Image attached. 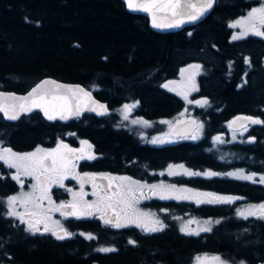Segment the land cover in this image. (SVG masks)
<instances>
[{
  "label": "trees",
  "instance_id": "obj_1",
  "mask_svg": "<svg viewBox=\"0 0 264 264\" xmlns=\"http://www.w3.org/2000/svg\"><path fill=\"white\" fill-rule=\"evenodd\" d=\"M252 4V0H215L210 14L189 32L184 28L158 33L120 0H0V90L23 92L50 76L81 83L113 111L130 103L136 104L139 115L164 119L181 110L185 101L163 88V81L173 77L180 65L197 61L201 67L192 95L208 102L194 106L192 114L202 125L197 138L149 146L140 143L132 128L117 126L113 112L103 126L84 114L70 125L92 138L101 154L84 166L115 170L120 163L130 175H144L147 180L154 178L150 172L176 162L198 170L264 173V123L247 124L244 131L228 125L238 115L264 120V39L248 35L233 40L230 27L236 16H247ZM9 126L0 116V127ZM155 128L167 131L163 124ZM217 136L220 140L213 139ZM161 177L172 185L237 197L231 203L200 204L195 199H150L144 207L160 208L162 221L211 220L214 226L208 238L220 245L225 258L254 264L264 257V218L238 215V205L264 200L262 185L227 176ZM171 239L150 244L165 264H172V258L187 259L194 250L177 236ZM104 257L102 264H141L145 259L138 250ZM0 264L87 261L72 245L28 237L0 222Z\"/></svg>",
  "mask_w": 264,
  "mask_h": 264
},
{
  "label": "snow or ice",
  "instance_id": "obj_2",
  "mask_svg": "<svg viewBox=\"0 0 264 264\" xmlns=\"http://www.w3.org/2000/svg\"><path fill=\"white\" fill-rule=\"evenodd\" d=\"M127 7L132 11H143L147 13L152 20V26L158 29H167L179 27L185 22H194L203 16L212 6L214 0H125ZM237 24L242 26V31L234 33L233 40L241 39L247 35L254 34L264 37V31H261L258 25H264V0H259V7L252 8L246 17H241L239 20L232 22L230 27H235ZM247 24V28L244 25ZM245 62L248 63L247 58ZM195 67L199 69V65H190L189 68ZM186 69H181L183 74ZM192 82L190 90L194 91V76L189 78ZM174 83L169 81L168 84ZM168 84L163 85L168 87ZM185 99L187 95L184 94ZM198 104H207V100L196 101ZM88 104L95 105L89 110L96 111V108L104 109V105L99 104L92 99L91 94L86 92L79 86H66L57 84L55 81L45 80L37 84L26 96H16L13 93L0 92V113L4 114L6 119L15 120L22 112H30L34 108H39L43 111L47 119L53 120L56 118L66 120L69 116H79ZM135 105H124V109L131 110ZM103 114V113H98ZM183 115V113H181ZM238 121L240 128H246L248 122L252 124L264 123L254 117H235L232 121H229V127ZM137 123V121H133ZM147 123V122H145ZM195 127V131L199 132L202 127L201 124L196 121H192ZM195 139L196 136H191ZM214 140H220V137H213ZM153 143L158 141L154 138ZM82 146L80 149L70 148L63 141H58L57 146L52 149H44L37 147L32 152L17 153L13 152L11 148L0 147V161H3L10 168L16 170V174L13 179H16L19 183L23 184L20 180L21 176H30L36 183L32 186L34 191L32 193H22L18 195L9 196L7 198L9 211L8 216L19 217L22 222L24 221V214L15 211V203L20 200L23 204L27 205L32 203L36 208H40L39 201L48 199L49 203L51 197L49 195V189L58 184L63 187V181L66 177L72 176L80 182L81 190L79 192L68 191L72 195V200L68 202H61L59 206L50 210L61 211L63 216H91L94 212L100 213V219L105 224H111L113 227L120 228L125 226L121 221H126L128 224H136L137 227H141L145 232H155L162 230L165 225L155 220L151 222V225L143 219L146 215L141 213L136 207L140 199H147L148 196L144 195L143 189H148L151 195H159L161 199L175 198V199H195L196 203H231L236 197L230 196H218L215 193H193L190 189H176L175 185H147L142 184L140 181L133 180L131 177H114L110 174L100 173H77L75 171L76 165L81 160L95 159L94 153L91 152L92 146L87 141H81ZM173 167L183 168V165L173 166L169 165V175L174 173L171 171ZM187 175H200L201 173H194L190 170H184ZM203 175H216V173L206 172ZM228 175H234L229 173ZM97 178L101 181L107 180L108 183H97ZM243 179H252V176H243ZM119 181V183H115ZM91 183L93 187L92 195L96 197L94 201L84 200V196L87 195L83 191V185L85 183ZM259 183H264V176L259 180ZM139 193V195H137ZM202 198V199H201ZM64 209H70V211H64ZM109 213L114 214L113 216ZM28 215L33 217H39L35 222L27 221L29 229L31 231H39L36 224L45 223L44 231L48 232L51 229L46 223L47 216L39 212H30ZM238 215L247 216H259L264 218V204L249 205L246 213L238 210ZM59 226V222H55ZM206 224L210 221H205ZM218 223V221H217ZM209 227L201 228L200 231H210ZM60 231L63 235H58L53 232V235H57L58 239H64L70 237L73 233L60 227ZM181 231H185L182 227ZM196 234V233H193ZM81 235H84L81 233ZM86 238L92 239V235L87 234ZM129 243H135L129 241ZM102 252L115 251L113 248H100ZM216 264H228L227 261L221 260L219 256L211 258ZM197 264H203V258L197 257ZM241 264H244L242 261Z\"/></svg>",
  "mask_w": 264,
  "mask_h": 264
},
{
  "label": "flooded vegetation",
  "instance_id": "obj_3",
  "mask_svg": "<svg viewBox=\"0 0 264 264\" xmlns=\"http://www.w3.org/2000/svg\"><path fill=\"white\" fill-rule=\"evenodd\" d=\"M252 1L254 3L257 0ZM241 17L246 16H236V18ZM258 27L261 31H264L263 26ZM186 28H188L187 32H189L190 28L192 27ZM249 35L264 39V37L254 34ZM245 58H247L248 62L250 61L249 56L245 55ZM262 62L264 63V56L262 57ZM182 65H180L178 69ZM197 75L194 77V82L197 80ZM187 82H190L192 84L189 78L187 79ZM129 105L135 106L132 107L131 110H127L125 116H122L120 114V110H118L119 108H117V110L115 111L110 108V113H114L115 117L113 119V122L117 126L121 127L122 129L132 128L134 132H136V135L139 138L141 144H147L149 146H159L165 143H176L177 141L183 139L192 140V138H188V136L178 137L173 135L177 139L176 141L159 144L153 143L152 140L156 138L160 132L159 129H156L155 127H158L160 124H162V119L146 118L135 112L136 104ZM110 113L108 115H110ZM91 116L93 117V121L99 123L101 126H103L107 122V120H105L107 116ZM76 119L64 123L58 120L47 121L38 112L21 115L15 121H7L3 119L4 121L8 122L10 126L0 127V147L11 148L13 152L17 153H26L34 151L38 146L44 149H52L57 146L58 141H63L70 148L80 149L81 147H85V149L87 150L86 146L81 145V141H87L92 146L91 152L94 153L95 159L79 161L75 169L77 173H106L114 177H131L133 180L140 181L142 184H160V175L158 174V172L160 171L159 169L150 172L151 176H153L154 178L147 180L145 179L144 175H142L141 177L130 175L126 170H123L121 168L122 164L120 165V163L116 164V167H114L115 170H112L106 165L92 166V168L85 167L84 163H88L100 158L101 154L95 149L92 138L83 136L78 127H72L70 125V123L75 121ZM133 121H137V123H133ZM138 127L142 128V130H139ZM15 174L16 170L14 168H10L6 164H4L3 161H0V222H4L7 226H9V228H19L22 233L28 237H35V239H50V241L62 244V246L72 245L74 247L75 253L80 255L84 262L87 261V264H102L104 260L107 259V257L104 256H109L115 253L117 254V252L128 254L132 250L144 252L145 259L141 264H165L160 251L150 246V244L170 238H172L171 241H173V238H176V236L181 238V241H187L189 244L188 247L190 249L194 247V250L191 251L190 256L187 259L180 258L176 261L175 258H172L170 260L171 262H173L172 264H197V257L203 258V264H216V262L211 259L214 256H219L221 260L227 261L228 264H240V262L235 263V260H232V258L228 259L231 256H226L227 258H225V256L219 252L220 245L212 244V242L208 238L209 231H200L201 228L205 227H209L211 229L214 226V223H177L175 221L166 222L162 221L161 219L160 208L144 207V204L147 203L150 199L160 198L159 195H151V193L146 188L143 189L144 195L148 196L149 198L140 199L136 207L141 213L146 214L143 219L147 221L149 225H151L152 221H161L165 225L162 230L155 232H145L141 227H137L136 224H128L123 220L121 221V223L125 226L116 228L111 224H105L104 221L100 219V213L97 212H94L91 216L77 217L63 216L61 215V211L50 210L56 206H59L62 201L68 202L72 200L73 197L68 189H72V191L75 192H79L81 190L80 182L77 179L72 178V176H68L64 179L63 187H60L58 184H54L49 189V195L51 197V201L53 202L51 204L49 203L48 199H44L43 201H39L41 207L36 208L32 203L25 205L20 200H17L14 207L16 212L24 214L25 222H22L19 217L7 215L9 211L7 198L9 196L20 194L22 191H25L27 187H30L31 190L26 192L32 193L34 191L32 186L36 183V180H34L30 176H21L20 180L23 181V184H21L16 179H13V176ZM96 182L98 184L101 182L104 184L108 183L107 180L101 181L99 178H97ZM115 183H119V181ZM262 186L264 187V185ZM83 191L87 193V195L84 196V200L94 201L96 199V197L92 195L93 187L90 182L83 185ZM137 195H139V193H137ZM33 211L46 214V223L51 231H44V222L36 224V227L39 229V231L28 230L29 224L27 223V221H31L34 223L35 220L39 218L28 215V213ZM64 211H70V209H64ZM149 213L152 214V217L149 215ZM109 215L113 216L114 218V214L109 213ZM174 216L175 215H173V220ZM57 221L59 222V226L55 223ZM60 227L67 230L68 232L73 233V235L70 237H65L64 239H58L57 235H53V232H56L58 235H63V232L60 231ZM182 227L185 229V231H181ZM81 233H83L84 235H81ZM89 233L94 238H86L87 234ZM130 240L134 241L135 243H129ZM100 248H113L115 249V251L102 252L98 250ZM263 259L264 257L261 260L255 261L254 264L262 261ZM208 261L209 263H206ZM166 264L169 263L166 262Z\"/></svg>",
  "mask_w": 264,
  "mask_h": 264
},
{
  "label": "rangeland",
  "instance_id": "obj_4",
  "mask_svg": "<svg viewBox=\"0 0 264 264\" xmlns=\"http://www.w3.org/2000/svg\"><path fill=\"white\" fill-rule=\"evenodd\" d=\"M252 6V7H251ZM251 6H249V11L254 8V7H259V0L255 1ZM248 11V12H249ZM240 18H235L231 21L232 22H235L237 20H239ZM260 27L263 26V30H264V25H258ZM233 30H234V33H239L241 32L243 29H242V26L240 24H237L235 27H232ZM244 28H247V24L244 25ZM233 33V34H234ZM251 34V33H250ZM233 36V35H232ZM190 65H200L199 62L197 61H191L189 63H186L184 65H182L175 73V75L171 78H168L166 80L163 81L162 83V87L173 92V93H176L177 95H179L184 101H185V105L183 106V108L181 110H179L177 113H175L174 115H172L171 117H167V118H164L161 120V123L165 126H167V131H160L159 132V135H157V137L155 138L158 142L157 144L159 143H165V142H173V141H176L177 139L171 134L170 132V126L178 121V120H181L185 117H188V116H195L193 115V111H194V106H197V105H201V104H198L196 103V101H203V99L201 98H198L193 96L192 94L194 93V91L190 90L191 87H192V84L190 82H187V79L190 78V77H195L199 72H200V67L199 69L195 68V67H192V68H189ZM181 69H186L187 71H185L183 74L181 73ZM169 81H172L174 83H171V84H168ZM165 84H168V87H164L163 85ZM188 84V85H186ZM184 94L187 95V99H185V96ZM130 103H124L121 105V107H119L118 110H120V114L122 116H125L126 115V110L124 109V105H129ZM181 113H183V115H181ZM196 117V116H195ZM197 119V117H196ZM264 121V120H263ZM197 122V121H196ZM247 128V127H246ZM246 128H241L242 131H244ZM234 129V128H233ZM239 129V128H238ZM195 135L196 138L198 137L199 135V132H196L195 131V127L192 131V134L188 135V138H191V136ZM153 141V140H152ZM169 165H173V166H179V165H183V168H180V167H173L171 169V171L174 173L173 175H169ZM185 169L187 170H190L191 172H194V173H201L200 175H187L185 173ZM206 172H212V173H216V175H212V176H208V175H203V173H206ZM229 173H232L234 175H228ZM158 174L160 175V184L163 183L164 185H172L170 184L169 182H167L166 180L162 179V175H165L167 177H173V176H178V175H184V176H202V177H214V176H227V177H230V178H235V179H238V180H247V181H250V182H256L258 184H262L264 185V183H259V180L262 176H264V173H256V172H250V171H246V170H243V169H240V168H234V169H229L227 171H213L211 169H203V170H198V169H191L187 166H185L183 163H179V162H176V163H170L168 165H166L162 170H160L158 172ZM243 176H252V179H243L242 177ZM173 185H175L173 183ZM176 189H190V188H187V187H184V186H176ZM31 188L30 187H27L25 191H22L20 194L22 193H27L26 191H30ZM192 190L193 193H205V191L203 190H200V189H197V188H193V189H190ZM218 196H230V197H236L232 194H221V195H218ZM237 198V197H236ZM233 201H236V199H234ZM232 201V202H233ZM238 202H236L237 204ZM260 204H264V200H260V201H256V202H253V201H248L247 203L245 204H240L238 206L239 209L241 212H245L246 213V210L248 208L249 205H260ZM149 215L152 217V214L149 213ZM205 221H210L211 220H198L196 219L195 221L194 220H189L187 222H194V223H205ZM206 263H209L206 262Z\"/></svg>",
  "mask_w": 264,
  "mask_h": 264
},
{
  "label": "water",
  "instance_id": "obj_5",
  "mask_svg": "<svg viewBox=\"0 0 264 264\" xmlns=\"http://www.w3.org/2000/svg\"><path fill=\"white\" fill-rule=\"evenodd\" d=\"M123 4H124V7L125 9L132 13V14H136V15H142L144 16L146 19H147V24H148V27L155 31V32H158V33H171V32H176V31H179L183 28H186V27H193L195 25H197L198 23L202 22L211 12L213 6H214V3H215V0H214V3H213V6L203 15L201 16L198 20L194 21V22H185L183 24H181L179 27H175V28H167V29H158V28H154L152 26V20H151V17L143 12V11H132L130 10L126 3H125V0H120ZM45 80H50V81H55L57 84H60V85H66V86H72V87H75V86H79L80 88H83L86 92H89L91 94V97L93 100H95L96 102H98L99 104H102L105 106L106 108V111L104 109H100V108H96V111H91L89 110L90 108L92 107H96L95 105H92V104H88L86 107H84V110L80 113L79 116H69L68 119L66 120H62V119H59V118H56V119H53V120H49L46 118V116L44 115L43 111L40 110L39 108H34L32 109L30 112H22L18 118L21 116V115H27V114H30L32 112H38L40 113V115L47 121H54V120H58L60 122H68L70 120H74L76 118H79L81 117L82 115L84 114H91V115H95L97 117H103V116H107L110 112H111V109L108 107L107 103L105 101H102V100H99L98 98L95 97V95L93 94L92 90H90L89 88L85 87L84 85H82L81 83H78V82H66V81H62V80H58L56 78H53V77H50V76H44L40 79H38L36 82H34L28 89H26L25 91L23 92H14V91H7V90H0V92H3V93H13L15 94L16 96H26L28 92H30L37 84H39L41 81H45ZM98 113H103V114H98ZM1 117L4 119V120H7V121H15V120H11V119H6L4 117V114L3 113H0ZM236 117H248V116H243V115H238ZM252 117V116H250ZM17 118V119H18ZM235 118V117H234ZM232 118V120L234 119ZM230 120V121H232ZM192 121H197L196 117L195 116H188V117H185L181 120H178L176 122H174L171 126H170V132L172 135H175V136H178V137H185V136H188L194 129L195 125L192 123ZM243 121H238L237 123L233 124L231 126V128H239V125L240 123H242ZM250 123V122H248ZM256 264H264V259L262 261H259L257 262Z\"/></svg>",
  "mask_w": 264,
  "mask_h": 264
}]
</instances>
